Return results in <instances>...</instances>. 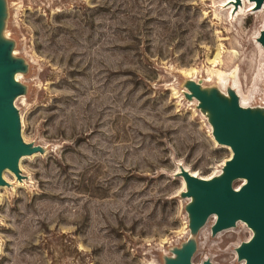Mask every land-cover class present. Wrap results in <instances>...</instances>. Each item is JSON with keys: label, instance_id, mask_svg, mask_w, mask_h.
Segmentation results:
<instances>
[{"label": "rangeland", "instance_id": "374dc122", "mask_svg": "<svg viewBox=\"0 0 264 264\" xmlns=\"http://www.w3.org/2000/svg\"><path fill=\"white\" fill-rule=\"evenodd\" d=\"M1 1L9 43L26 62L14 106L33 152L20 160V178H2L0 264H166L191 238L194 263L243 264L247 225L213 234L211 216L193 233L187 224L181 169L213 176L231 152L187 97L186 71L208 87L218 84L203 81L209 72L235 69L247 104L263 107L255 42L264 8L238 0L244 14L236 15L225 0Z\"/></svg>", "mask_w": 264, "mask_h": 264}, {"label": "water", "instance_id": "95a60500", "mask_svg": "<svg viewBox=\"0 0 264 264\" xmlns=\"http://www.w3.org/2000/svg\"><path fill=\"white\" fill-rule=\"evenodd\" d=\"M263 0H256V4H261ZM5 1L0 2V12L4 11ZM2 23V21H0ZM264 42V32L262 34ZM12 45L7 42L0 44V184L3 185L1 173L8 166L11 171L20 178L16 159L22 154H31L33 147L23 144L20 141V121L17 110L10 100L11 96H17L19 82L8 84V75L13 68L23 71L25 66L19 59L8 62L4 59V54ZM188 86V98L198 97L204 104L210 106L217 112L214 116L213 127L215 140L220 144L230 146L233 156L227 160L226 172L218 179L205 181L200 177L191 175L181 169L180 175L189 186L185 194L195 196V202L189 203L188 215L192 213L194 221L192 226H188L193 233L203 226L207 218L216 213L217 217L212 225V233L219 232L224 228L232 227L237 219L246 220L249 228L255 227L258 235H253L250 240L242 243L238 248V256L246 264H264V118L258 114L260 126L250 110L237 106L233 100L231 105L222 103L214 95L211 98L205 97L200 86L190 80ZM189 95V96H188ZM2 100H5L2 102ZM230 119V120H229ZM223 167V166H222ZM236 176L247 178L238 190L232 186ZM229 228V227H228ZM184 243V244H183ZM180 248L186 249L181 252L180 260L174 264H192L190 256L195 251V244L191 239L183 242ZM192 253V254H191ZM166 264H172L165 258ZM209 263L204 260L202 264Z\"/></svg>", "mask_w": 264, "mask_h": 264}, {"label": "bare ground", "instance_id": "6f19581e", "mask_svg": "<svg viewBox=\"0 0 264 264\" xmlns=\"http://www.w3.org/2000/svg\"><path fill=\"white\" fill-rule=\"evenodd\" d=\"M254 1H255L256 8H260V7L264 8V0L261 2L260 5H259V3L256 4V0H254ZM254 1L252 0V2H251L252 5L254 4ZM227 4H229V8L233 10L232 14H234V10H236V8H238V10L236 11V15H241V14L243 15L244 14V12L242 11V7L240 6V3H239L238 0H225L221 4V6H226ZM238 4H239V7L236 6ZM2 7L6 9V2H4V5ZM263 32H264V28L262 30H260L259 35L256 38V42H255L256 46L258 48V51L261 52L262 54H264L263 53L264 52V42H262V34H263ZM8 40H9V37L7 36V33L5 31L4 20H3L2 23H0V44L2 42H7ZM219 54H220V51L217 50L216 53H215V56L211 60L213 65H215L217 63V60L219 59ZM4 56H5L4 59L6 61H8V62H12V61L17 60V57L15 56V51L13 49V46L9 47V49H7V51H5ZM23 63H24V65H26L25 61H23ZM195 73H197L196 69L186 71V75L188 77V80H191L193 78L195 80V77H194ZM209 73L210 74L208 75V77L205 78L203 81L210 82V81H212V78L214 77V78H216V80L213 79V81L218 83V84H214V85L208 86V87L200 85V90H201L202 94L205 97H208V98H211L212 96L215 95L220 100V102L227 103L228 105H231L232 101L235 100L238 107L250 110L251 114L253 115L254 119L256 120L257 126L259 127L260 126V122L258 120V114H260L264 118V106L261 107V108H256V107H252L251 105L247 104L248 97L244 96L243 94H241L239 89L237 88L238 79H237V73H236L235 69L231 70L230 72H226V71H224L222 69H216V70H213V71H211ZM21 76H22V70L19 69V68H13L11 70V72L9 73V75H8V84L9 83L19 82V78ZM230 79H232V83L231 84L229 82ZM223 88H225V89L223 90ZM15 98H16V96H14V95L10 97V100L13 102V104H15ZM195 99L197 101L198 106L201 109L202 114L204 116H206L209 121H211L213 123L212 117L214 118V116H217V112L215 110H213V108H211L210 106L204 104L203 101L200 98L196 97ZM3 101H5V100H2V102ZM17 116L19 117V121H20V114L18 112H17ZM20 141L23 144H26L24 142L22 134H21V125H20ZM221 145L229 148V150L231 152V155L229 156V158L227 160H230L232 158V156H233L232 149L230 148V146H228L226 144H221ZM26 156H28V155L22 153L16 159V167L19 166L20 160L23 159ZM227 160L224 161L223 167L221 168V170L217 174H215L213 176H210V177H206V178L200 177L196 173H193V172L187 170L186 168H183V169L185 171L189 172L193 176L200 177V178H202L205 181H210V180H213V179L220 178L226 172ZM5 172L13 173L11 171V169L8 166H6L3 169L2 173H1V177L2 178H3ZM234 178H239V180L243 181V183L240 186L233 187L235 190H238L247 181V178L241 177V176H236ZM183 183H184L185 188L189 189V186L187 185V183L184 180H183ZM0 186H1V184H0ZM189 199H190L191 203H193V202H195L196 197L195 196H190ZM210 216L213 217L214 220H216V217H217L216 213H212ZM193 221H194L193 215H192V213H190V215H188V223H187L188 226H192L193 225ZM236 222H241V223H243L245 225L248 223L246 220H242V219H237ZM228 227H230V226H228ZM228 227H226V228H228ZM226 228H224V229H226ZM251 228L255 230L254 235L257 236L258 235L257 228L252 227V226L250 227V229ZM185 249H186L185 247H182L178 251H174L173 255L168 256L167 259L172 264H174L175 262H178L180 260V258H181V256H180L181 252H183V250H185ZM192 260H193L192 256H190V262L192 264H196ZM202 262L198 263V264H202ZM207 264H210V263H207ZM243 264H246V258L245 257H244Z\"/></svg>", "mask_w": 264, "mask_h": 264}]
</instances>
